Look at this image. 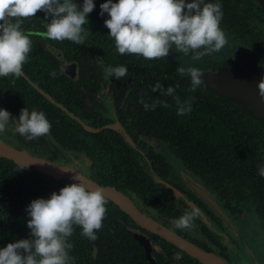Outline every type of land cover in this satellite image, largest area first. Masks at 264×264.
I'll return each mask as SVG.
<instances>
[{
    "label": "flooded vegetation",
    "instance_id": "af4514ba",
    "mask_svg": "<svg viewBox=\"0 0 264 264\" xmlns=\"http://www.w3.org/2000/svg\"><path fill=\"white\" fill-rule=\"evenodd\" d=\"M74 2L81 5L83 0ZM93 2L95 8L84 25L90 34L83 45L47 39L43 33L48 20L43 12L22 21L21 30L30 34L32 51L21 77H0V109L14 119L0 137L62 164L73 163L68 154L79 160L85 155L91 179L114 187L164 228L227 264H264V177L258 174L264 165V116L202 81L194 93L213 99L215 105L205 102L204 118L196 113L195 124L204 121L222 149L216 142L202 153L188 150L181 141L191 139L183 134L189 119L176 114L175 101L173 112L172 103L152 90L166 70L185 77L189 89L190 76L176 71L180 66H194L208 74L248 62L264 75V7L256 0H205L222 5L220 27L228 43L199 61L174 49L162 60H145L116 52L104 27L108 16L99 15L105 1ZM108 66H125L128 75L119 80L109 77L104 71ZM152 80L157 82L151 85ZM141 100L156 103L155 109L146 111ZM216 105L223 111H216ZM23 108L45 114L51 124L47 136L27 140L13 132ZM70 114L99 130H85ZM113 126L123 131L128 142ZM106 201L105 219L124 227L132 238V231L148 237L156 264H201ZM193 208L198 214L191 230L172 224Z\"/></svg>",
    "mask_w": 264,
    "mask_h": 264
},
{
    "label": "clouds",
    "instance_id": "9594fccd",
    "mask_svg": "<svg viewBox=\"0 0 264 264\" xmlns=\"http://www.w3.org/2000/svg\"><path fill=\"white\" fill-rule=\"evenodd\" d=\"M95 8L93 0H83L77 5L74 0H0V77L19 78L23 66L32 51L30 34L21 30L24 19L43 12L46 23L44 36L53 41H71L83 45L90 34L84 25L87 16ZM104 27L113 40L115 50L120 55H136L145 60H162L175 50L183 56L191 55L193 61L203 59L205 55L219 52L227 43L224 31L220 27L223 18L222 5L219 2L205 0H105L100 4ZM50 18V19H49ZM109 77L119 80L128 75L125 66H108L104 69ZM181 75H189L195 91L202 83L204 73L197 67H178ZM54 75V73H53ZM14 83V80H13ZM258 94L264 101V77L257 84ZM153 92L173 97L177 105V115L192 111L193 98L181 102L175 95V87L164 88L157 83ZM145 110L156 107L141 100ZM159 103V102H157ZM168 107L167 103L162 105ZM14 120L11 114L0 109V133L9 122ZM13 132L33 140L47 136L51 124L42 111L23 108L15 119ZM76 183L53 192L47 199L38 198L26 207L27 223L31 239H21L0 248V264H72L75 259L69 254L72 244L68 238L79 227L81 236L95 241L96 232L102 228L107 209V201L102 190H88L87 182L70 169ZM264 177V165L258 169ZM198 210L193 208L185 212L172 224L183 230H191Z\"/></svg>",
    "mask_w": 264,
    "mask_h": 264
},
{
    "label": "trees",
    "instance_id": "16d2710c",
    "mask_svg": "<svg viewBox=\"0 0 264 264\" xmlns=\"http://www.w3.org/2000/svg\"><path fill=\"white\" fill-rule=\"evenodd\" d=\"M185 79V77L166 70L162 78L157 81L165 87H175V95L181 97V102L190 98L194 99L192 111L183 115L189 119V123L183 125V134L189 135L191 139H183L181 144L185 145L188 150L194 148L202 153L203 150L210 149L219 141L210 137V127L204 126V121L199 120L195 124L196 113L199 119L202 116L204 118L202 111L205 109V102L213 107L215 101L207 97L203 99L200 94L196 95L189 91V85ZM189 79L191 81V78ZM157 81L152 80L151 85ZM165 100L172 103L170 109L174 112L173 97L165 96ZM214 108L217 109L216 111H223L220 105ZM225 111L224 108L223 114ZM219 144L221 150V142ZM70 184L72 183L65 180L52 181L32 168H20L10 161L0 160V248L21 239H31L30 230L26 226L28 219L26 207L35 199H47L53 192L58 194L61 188ZM103 222L110 226L114 233L102 227L96 232L98 238L95 241L82 237L80 228L74 227L73 235L68 238V242L73 246L69 254L75 258L72 264H147L142 248L124 227L120 225L117 228L106 219ZM93 246H96L98 250L96 258L92 256Z\"/></svg>",
    "mask_w": 264,
    "mask_h": 264
},
{
    "label": "water",
    "instance_id": "95a60500",
    "mask_svg": "<svg viewBox=\"0 0 264 264\" xmlns=\"http://www.w3.org/2000/svg\"><path fill=\"white\" fill-rule=\"evenodd\" d=\"M264 7V0H256ZM61 67L64 68V63H61ZM261 77L264 75L254 68L251 63H243L238 67L231 69H222L214 73L204 74L202 81L216 90L219 94H222L238 104H247L255 114H261L264 116V101L261 100L258 94L257 84ZM50 101H53L50 99ZM70 116L77 120L82 127L89 132H97L99 129L92 128L85 125L78 118L70 114ZM116 130L120 131L122 136L127 140V137L122 130L113 126ZM71 158L72 164H62L51 160L49 158L34 155L25 149H20L12 145L0 137V160L10 161L20 168L34 169L43 175L49 177L52 181L65 180L70 183H76L71 177L74 175L72 172H62L61 168L70 169L76 174L80 175L83 180L87 182L88 190L100 189L106 200L114 203L119 207L121 211L129 215L134 222L140 227L160 235L164 239L170 241L188 255L199 260L201 264H227L218 256L209 253L199 246L189 242L181 236L169 231L161 226L159 223L146 216L127 196L116 190L111 186H103L97 181L91 179L86 173V166L90 164L88 157L83 155L81 159H76L71 154H68ZM102 227L112 231L103 222ZM133 239L144 248L145 259L150 264H156L155 260L151 256V244L150 239L142 233L132 231ZM97 247L93 246L92 256L96 258Z\"/></svg>",
    "mask_w": 264,
    "mask_h": 264
}]
</instances>
